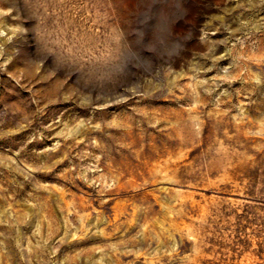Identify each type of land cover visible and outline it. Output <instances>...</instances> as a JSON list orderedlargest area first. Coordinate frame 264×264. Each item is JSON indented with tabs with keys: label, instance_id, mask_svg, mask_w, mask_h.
Returning <instances> with one entry per match:
<instances>
[{
	"label": "rangeland",
	"instance_id": "rangeland-1",
	"mask_svg": "<svg viewBox=\"0 0 264 264\" xmlns=\"http://www.w3.org/2000/svg\"><path fill=\"white\" fill-rule=\"evenodd\" d=\"M0 264H264V0H0Z\"/></svg>",
	"mask_w": 264,
	"mask_h": 264
}]
</instances>
